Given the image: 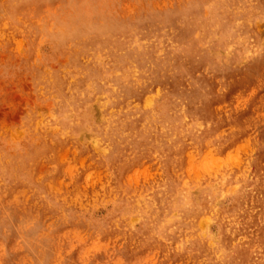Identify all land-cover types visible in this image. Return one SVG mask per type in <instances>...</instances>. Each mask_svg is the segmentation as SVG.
I'll return each mask as SVG.
<instances>
[{
	"label": "rangeland",
	"instance_id": "obj_1",
	"mask_svg": "<svg viewBox=\"0 0 264 264\" xmlns=\"http://www.w3.org/2000/svg\"><path fill=\"white\" fill-rule=\"evenodd\" d=\"M0 264H264V0H0Z\"/></svg>",
	"mask_w": 264,
	"mask_h": 264
},
{
	"label": "bare ground",
	"instance_id": "obj_2",
	"mask_svg": "<svg viewBox=\"0 0 264 264\" xmlns=\"http://www.w3.org/2000/svg\"><path fill=\"white\" fill-rule=\"evenodd\" d=\"M253 1V0H252ZM255 1V0H254ZM229 2V1H228ZM227 2V3H228ZM233 2V1H232ZM258 2V1H257ZM247 3H249V2H247ZM246 3V4H247ZM262 3H263V1H262ZM212 4V3H211ZM225 4V3H224ZM260 4V3H259ZM213 5H214V3H213ZM241 5V4H240ZM261 5V4H260ZM232 6V5H231ZM234 6V5H233ZM196 7V6H195ZM219 7V6H218ZM252 7V6H251ZM198 8V7H197ZM221 8V7H220ZM230 8V7H229ZM259 8V7H258ZM229 10V9H228ZM195 11H197V10H195ZM199 11V10H198ZM209 11V10H208ZM219 11V10H218ZM243 11V10H242ZM224 12V11H223ZM240 12V11H239ZM196 13V12H195ZM249 13V12H248ZM254 13V12H253ZM199 14V13H198ZM235 14V13H234ZM251 14V13H250ZM194 15V14H193ZM213 15V14H212ZM233 15V14H232ZM210 16V15H209ZM220 17H221V15H220ZM208 18V17H207ZM191 19V18H190ZM183 20V19H182ZM187 20V19H186ZM178 21V20H177ZM198 21V20H197ZM212 21V20H211ZM221 21V20H220ZM205 22V21H204ZM216 22V21H215ZM224 22V21H223ZM195 23V22H194ZM73 24V23H72ZM220 25V24H219ZM163 26V25H162ZM99 27V26H98ZM192 27V26H191ZM158 28V27H157ZM195 28V27H194ZM160 29H162V28H160ZM186 29V28H185ZM196 29V28H195ZM199 29V28H198ZM168 30H170V28L168 29ZM183 30V29H182ZM205 30V29H204ZM164 31V30H163ZM180 31V30H179ZM208 31V30H207ZM176 32V31H175ZM181 32V31H180ZM196 32V31H195ZM200 32V31H199ZM206 33V32H205ZM214 33V32H213ZM140 34V33H139ZM144 34V33H143ZM171 34V33H170ZM142 35V34H141ZM154 35V34H153ZM156 35V34H155ZM174 35V34H173ZM214 35V34H213ZM225 35V34H224ZM124 36V35H123ZM136 36V35H135ZM177 37V36H176ZM113 38V37H112ZM146 38V37H145ZM167 38V37H166ZM98 39V38H97ZM100 39V38H99ZM119 39H121V38H119ZM149 39V38H148ZM172 39V38H171ZM183 39H184V37H183ZM182 39V40H183ZM138 40V39H137ZM211 40V39H210ZM226 40V39H225ZM119 41V40H118ZM134 41H136V40H134ZM143 41V40H142ZM145 41V40H144ZM162 41V40H161ZM166 41V40H165ZM177 41V40H176ZM67 42V41H66ZM168 42V41H167ZM200 42H202V41H200ZM140 43V42H139ZM171 43V42H170ZM197 43V42H196ZM133 44V43H132ZM168 44V43H167ZM177 44V43H176ZM198 44H200V43H198ZM127 45V44H126ZM144 45V44H143ZM164 45V44H163ZM203 45V44H202ZM70 46V45H69ZM138 46V45H137ZM177 46V45H176ZM186 46V45H185ZM195 47V46H194ZM69 48V47H68ZM132 48V47H131ZM138 48V47H137ZM154 48V47H153ZM158 48H159V46H158ZM79 49V48H78ZM139 49V48H138ZM177 49V48H176ZM202 49V48H201ZM201 49H199V50H201ZM119 50V49H118ZM127 50V49H126ZM182 50V49H181ZM197 50L198 49H196V52H197ZM199 50H198V52H199ZM123 51V50H122ZM154 51V50H153ZM67 52V51H66ZM97 52V51H96ZM107 52V51H106ZM143 52V51H142ZM155 52V51H154ZM153 52V53H154ZM170 52V51H169ZM89 53V52H88ZM119 53V52H118ZM139 53V52H138ZM164 53V52H163ZM162 53V54H163ZM74 54V53H73ZM77 54V53H76ZM92 54V53H91ZM95 54V53H94ZM170 54V53H169ZM178 54V53H177ZM192 54V53H191ZM78 55V54H77ZM134 55V54H133ZM190 55V54H189ZM80 56H82V55H80ZM144 56V55H143ZM173 56H175V55H172L171 57H173ZM184 56V55H183ZM182 56V57H183ZM133 57V56H132ZM169 58V57H168ZM75 59V58H74ZM160 59V58H159ZM167 59V58H166ZM89 60V59H88ZM87 60V61H88ZM139 60V59H138ZM206 60H207V58H206ZM91 61V60H90ZM109 61V60H108ZM126 61V60H125ZM128 61V60H127ZM175 61V60H174ZM114 62V61H113ZM167 62V61H166ZM89 63V62H88ZM146 63H147V61H146ZM145 63V64H146ZM181 63V62H180ZM188 63V62H187ZM195 63V62H194ZM91 64V63H90ZM139 64V63H138ZM173 64V63H172ZM190 64V63H189ZM192 64V63H191ZM197 64V63H196ZM84 65V64H83ZM82 65V66H83ZM86 65V64H85ZM99 65V64H98ZM115 65V64H114ZM121 65V64H120ZM153 65V64H152ZM158 65V64H157ZM161 65H162V63H161ZM211 65V64H210ZM95 66V65H94ZM119 66V65H118ZM166 66H168V65H166ZM172 66V65H171ZM193 66H195V65H193ZM197 66V65H196ZM205 66V65H204ZM73 67V66H72ZM91 67V66H90ZM102 67V66H101ZM109 67V66H108ZM111 67V66H110ZM153 67V66H152ZM155 67V66H154ZM162 67V66H161ZM200 67V66H199ZM97 68V67H96ZM107 68V67H106ZM142 68V67H141ZM160 68V67H159ZM102 69H104V66H103V68ZM138 69V68H137ZM190 69H191V67H190ZM199 69V68H198ZM211 69H213V68H211ZM224 69V68H223ZM91 70V69H90ZM178 70V69H177ZM187 70V69H186ZM196 70V69H195ZM194 70V71H195ZM208 70V69H207ZM75 71V70H74ZM139 71V70H138ZM141 71V70H140ZM147 71V70H146ZM209 71V70H208ZM92 72V71H91ZM124 72V71H123ZM128 72V71H127ZM174 72V71H173ZM190 72V71H189ZM188 72V73H189ZM207 72V71H206ZM214 72H215V70H214ZM93 73V72H92ZM91 73V74H92ZM97 73V72H96ZM180 73V72H179ZM223 73V72H222ZM101 74V73H100ZM107 74V73H106ZM139 74V73H138ZM149 74V73H148ZM174 74V73H173ZM181 74V73H180ZM70 75V74H69ZM111 75V74H110ZM109 75V76H110ZM116 75V74H115ZM169 75V74H168ZM185 75H186V73H185ZM108 76V77H109ZM124 76V75H123ZM136 76V75H135ZM149 76V75H148ZM177 76V75H176ZM182 76V75H181ZM184 76V75H183ZM92 77H94V76H92ZM99 77H101V76H99ZM113 77V76H112ZM127 77V76H126ZM133 77V76H132ZM154 77V76H153ZM61 78H62V76H61ZM71 78V77H70ZM88 78V77H87ZM131 78V77H130ZM170 78H172V77H170ZM189 78V77H188ZM191 78V77H190ZM72 79V78H71ZM80 79V78H79ZM134 79V78H133ZM224 79V78H223ZM222 79V80H223ZM75 80V79H74ZM137 80V79H136ZM190 80H192V79H190ZM76 81V80H75ZM95 81V80H94ZM93 81V82H94ZM197 81V80H196ZM89 82V81H88ZM127 82V81H126ZM58 83V82H57ZM90 83V82H89ZM103 83V82H102ZM128 83H129V81H128ZM141 83V82H140ZM198 83V82H197ZM72 84V83H71ZM114 84V83H113ZM120 83H118V85H119ZM156 84V83H155ZM160 84V83H159ZM108 85V84H107ZM130 85V84H129ZM132 85V84H131ZM136 85V84H135ZM72 86V85H71ZM87 86V85H86ZM93 86V85H92ZM69 87V86H68ZM74 87V86H73ZM81 87V86H80ZM127 87V86H126ZM138 87V86H137ZM154 87V86H153ZM164 87V86H163ZM61 88H63V87H61ZM101 88V87H100ZM136 88V87H135ZM156 88V87H155ZM75 89V88H74ZM77 89V88H76ZM137 89V88H136ZM79 90H80V88H79ZM120 90V89H119ZM123 90H125V89H123ZM152 90V89H151ZM195 90V89H194ZM197 90H198V88H197ZM64 91V90H63ZM85 91V90H84ZM107 91H108V89H107ZM121 91V90H120ZM73 92V91H72ZM98 92V91H97ZM146 92V91H145ZM164 92V91H163ZM174 92V91H173ZM195 92H197V91H195ZM68 94H69V92H67ZM80 93V92H79ZM139 93V92H138ZM172 93V92H171ZM198 93V92H197ZM58 94H59V92H58ZM65 94V93H64ZM67 94V95H68ZM94 94V93H93ZM104 94V93H103ZM116 94V93H115ZM114 94V95H115ZM126 94V93H125ZM130 94V93H129ZM146 94V93H145ZM166 94H167V92H166ZM76 95V94H75ZM107 95V94H106ZM119 95V94H118ZM142 95V94H141ZM180 95V94H179ZM73 96V95H72ZM187 96V95H186ZM189 96H191V95H189ZM197 96V95H196ZM71 97V96H70ZM78 97H79V95H78ZM112 97V96H111ZM119 97V96H118ZM143 97V96H142ZM162 97V96H161ZM178 97V96H177ZM67 98V97H66ZM65 98V99H66ZM74 98V97H73ZM103 98V97H102ZM166 98V97H165ZM174 98V97H173ZM115 99V98H114ZM139 99V98H138ZM119 100V99H118ZM140 100V99H139ZM164 100V99H163ZM74 101H76V100H74ZM123 101V100H122ZM167 101V100H166ZM69 102V101H68ZM114 102V101H113ZM160 102V101H159ZM158 102V103H159ZM127 103V102H126ZM155 103V102H154ZM157 103V102H156ZM158 103H157V105H158ZM168 103V102H167ZM69 104V103H68ZM72 104V103H71ZM103 104V103H102ZM107 104H108V102H107ZM141 104V103H140ZM77 105V104H76ZM116 105V104H115ZM120 105V104H119ZM61 106V105H60ZM122 106H124V105H122ZM166 106V105H165ZM113 107V106H112ZM192 107V106H191ZM158 108V107H157ZM158 110V109H157ZM144 111V110H143ZM147 111H148V109H147ZM151 111V110H150ZM190 111V110H189ZM115 112V111H114ZM146 112V111H145ZM154 112V111H153ZM197 112V111H196ZM149 113V112H148ZM147 113V114H148ZM155 113V112H154ZM173 113V112H172ZM175 113V112H174ZM191 113V112H190ZM199 113V112H198ZM60 114V113H59ZM189 114V113H188ZM172 115V114H171ZM186 115V114H185ZM60 116V115H59ZM108 116V115H107ZM116 116V115H115ZM181 116V115H180ZM121 117V116H120ZM158 117V116H157ZM168 117V116H167ZM148 118V117H147ZM58 119H60V118H58ZM114 119V118H113ZM120 120V119H119ZM156 120V119H155ZM160 120V119H159ZM175 120V119H174ZM185 120V119H184ZM63 121V120H62ZM61 121V122H62ZM67 121V120H66ZM85 121V120H84ZM194 121V120H193ZM59 122V121H58ZM111 122V121H110ZM166 122H167V120H166ZM196 122V121H195ZM199 123H201V122H199ZM135 124V123H134ZM158 124V123H157ZM177 124V123H176ZM214 124V123H213ZM165 125V124H164ZM171 125H172V123H171ZM170 125V126H171ZM116 126H117V124H116ZM128 126V125H127ZM182 126V125H181ZM196 126V125H195ZM194 127V126H193ZM172 128V127H171ZM181 128V127H180ZM168 129V128H167ZM128 130V129H127ZM148 130V129H147ZM157 130V129H156ZM185 130V129H184ZM191 130V129H190ZM145 131V130H144ZM157 131H159V130H157ZM165 131V130H164ZM176 131H178V130H176ZM147 132V131H146ZM160 133V132H159ZM178 133V132H177ZM202 133V132H201ZM125 134V133H124ZM157 134V133H156ZM164 134V133H163ZM169 134V133H168ZM172 134V133H171ZM126 135V134H125ZM144 135V134H143ZM150 135V134H149ZM177 135V134H176ZM175 135V136H176ZM188 135H190V134H188ZM112 136V135H111ZM158 136V135H157ZM65 138V137H64ZM144 139V138H143ZM150 139V138H149ZM170 139V138H169ZM174 139V138H173ZM178 139V138H177ZM111 140V139H110ZM134 140V139H133ZM175 140V139H174ZM179 140V139H178ZM152 141V140H151ZM176 141V140H175ZM111 142H113L112 140H111ZM146 143V142H145ZM173 144V143H172ZM111 145V144H110ZM114 145V144H113ZM131 145V144H130ZM134 145V144H133ZM147 145V144H146ZM178 147V146H177ZM136 148H137V146H136ZM108 149H110V148H108ZM135 149V148H134ZM252 149V148H251ZM137 151V150H136ZM168 151V150H167ZM132 152V151H131ZM195 153V152H194ZM227 154V153H226ZM226 156V155H225ZM184 157H186V156H184ZM188 157V156H187ZM55 158V157H54ZM4 159V158H3ZM189 159V158H188ZM228 159V158H227ZM226 159V160H227ZM230 159V160H229ZM228 160L231 162V159L232 158H229ZM105 160V159H104ZM107 160V159H106ZM109 160H110V158H109ZM121 161V160H120ZM115 162V161H114ZM219 162V161H218ZM223 162H225V161H223ZM190 164V163H189ZM230 165H231V163H230ZM182 167V166H181ZM187 168V167H186ZM102 169V168H101ZM156 169V168H155ZM184 169V168H183ZM94 170V169H93ZM186 170V169H185ZM184 170V171H185ZM204 170H206V168L204 169ZM188 172V171H187ZM260 172V171H259ZM115 173V172H114ZM214 173V172H213ZM6 174V173H5ZM61 174V173H60ZM159 174V173H158ZM187 175H188V173H186ZM208 174V173H207ZM7 175V174H6ZM115 175V174H114ZM118 175V174H117ZM232 175V174H231ZM129 176V175H128ZM225 176V175H224ZM255 176V175H254ZM253 176V177H254ZM223 177V176H222ZM252 177V178H253ZM94 178V177H93ZM104 178V177H103ZM263 179V178H262ZM121 180V179H120ZM117 181V180H116ZM251 181V180H250ZM69 182V181H68ZM246 182V181H245ZM96 188V187H95ZM99 190V189H98ZM94 192V191H93ZM88 194V193H87ZM122 195V194H121ZM159 197V196H158ZM123 198V197H122ZM68 199V198H67ZM69 200V199H68ZM87 200V199H86ZM236 200V199H235ZM131 201V200H130ZM121 206V205H120ZM54 207V206H53ZM128 210V209H127ZM187 210V209H186ZM129 211V210H128ZM224 211V210H223ZM152 213H153V211H152ZM151 213V214H152ZM156 213V212H155ZM145 214V213H144ZM159 214V213H158ZM221 215V214H220ZM148 216V215H147ZM158 216V215H157ZM215 216V215H214ZM223 217V216H222ZM230 217V216H229ZM182 219V218H181ZM190 220V219H189ZM151 221V220H150ZM149 221V222H150ZM217 221V220H216ZM155 222V221H154ZM181 222V221H180ZM185 222V221H184ZM179 223V222H178ZM146 224V223H145ZM153 224V223H152ZM146 226V225H145ZM185 226V225H184ZM219 226V225H218ZM189 227V226H188ZM187 227V228H188ZM223 228V227H222ZM149 229H151V227H149ZM219 229V228H218ZM181 230V229H180ZM186 230V229H185ZM177 231V230H176ZM220 231V230H219ZM218 231V232H219ZM220 233V232H219ZM226 234V233H225ZM229 236V235H228ZM196 244V243H195ZM219 244V243H218ZM199 249V248H198ZM202 249V248H201ZM200 249V250H201ZM211 249V248H210ZM210 255V254H209Z\"/></svg>",
	"mask_w": 264,
	"mask_h": 264
}]
</instances>
